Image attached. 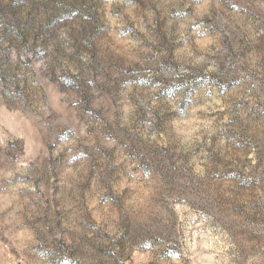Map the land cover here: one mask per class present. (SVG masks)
Instances as JSON below:
<instances>
[{
	"label": "rangeland",
	"instance_id": "1",
	"mask_svg": "<svg viewBox=\"0 0 264 264\" xmlns=\"http://www.w3.org/2000/svg\"><path fill=\"white\" fill-rule=\"evenodd\" d=\"M0 264H264V0H0Z\"/></svg>",
	"mask_w": 264,
	"mask_h": 264
}]
</instances>
